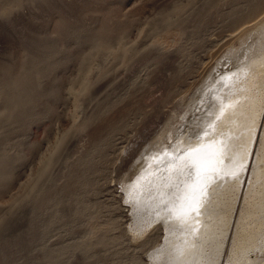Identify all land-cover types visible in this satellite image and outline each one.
Here are the masks:
<instances>
[{
	"label": "rangeland",
	"instance_id": "1",
	"mask_svg": "<svg viewBox=\"0 0 264 264\" xmlns=\"http://www.w3.org/2000/svg\"><path fill=\"white\" fill-rule=\"evenodd\" d=\"M263 21L264 0H0V264H156L174 238L177 264L190 253L184 264H264V208L254 205L259 215L249 220L259 226L248 230L255 233L241 231L257 169L249 168L240 194L228 190L231 181L224 185L244 162L236 149L235 168L223 183L215 180L228 202L212 215L233 219L224 239L200 227L226 229L209 219L218 200L205 208L213 186L201 207L183 210L193 203L189 157L186 166L176 161L167 184H143L144 171L162 167L161 154L175 146L197 89L220 64L247 58L234 86L228 78L220 83L230 86L225 103L236 110L244 81L256 72L253 60L264 55ZM224 111L214 119H232ZM148 155L149 165L140 163L144 169L131 180L135 163ZM240 242L250 246L234 259ZM200 245L209 249L208 261L195 260Z\"/></svg>",
	"mask_w": 264,
	"mask_h": 264
},
{
	"label": "bare ground",
	"instance_id": "2",
	"mask_svg": "<svg viewBox=\"0 0 264 264\" xmlns=\"http://www.w3.org/2000/svg\"><path fill=\"white\" fill-rule=\"evenodd\" d=\"M263 23H264V21H263ZM263 23H262V26H263ZM255 28H258V26L255 27ZM259 30H261V29H259ZM262 31H264V30H262ZM249 60L247 58H242L241 59V63H238V64H237V62H236V64H229L227 62H224V63L220 64L216 68V71L207 80V82L204 83L200 88H198L197 91H196V93L194 94V96L192 98V101H194V105L195 106L193 105L194 107L191 110L189 108V110L187 112L188 113L187 116H185L184 119H183V122L180 123L181 125L177 129V131H176V134L179 137L177 136L178 137L177 140L174 141L175 142V146L172 148V150L168 154H165V155H167V158H164V161H165V162H163L164 165L162 167H159V169L157 171H155L154 169H151L150 170V169L147 168L148 170L147 171H144L146 173L143 174V176L148 175V177H146V176L143 177V180H145V183H143L145 187H147V185L150 182L152 183V186H154L155 184H157L158 186L165 185V183L167 184V182H170L171 179L172 180L174 179V178H171L174 173H172L170 169L176 167V165H175L176 164V161L184 164V160H187V159H184V158L189 157L190 159H188V161L191 160V161H193V164H195V165H193V167L190 166V167H187V169H186V172H187L186 175H188L189 183H190L191 186L194 185L193 187H191V190L188 191L189 192L188 198L191 197L192 200H193V203H192V207H190V205H189V208H188V202H187L186 208L184 207L185 209H183V210L190 212L195 207H199V206L201 207L203 205L202 202H206V198H207V195H208L207 191L209 190V188L211 186H213V189H212L213 190V194H211V196H210L211 199H212V203H211V205H208V206H206V203H205V208L206 209L210 208L211 206L214 205V202L216 200H218L217 201V205H216V209L217 210H213L212 208H211L212 210L209 209L210 210V213H209V217L210 218L209 219L212 218L215 221L217 220L218 222H221L223 224L222 227H225L226 229L224 230L223 228H220V229L217 230V227H216L217 224H216V222H214L216 224V225L214 224L215 225L214 228L212 226L213 229L212 228L210 229L209 227L207 228V226H202V225L200 226L201 222L199 223L198 226L201 227V229L203 231L202 233L203 234H207V236H209V237L212 236V238H213V236L215 234H217L216 235V239H219V238H223L224 239V236L226 235V231H227V226L230 224V221L232 219L231 218L232 216H230V215L228 216L227 215V217H226V215L224 216V213H221L222 211L221 212L219 211L218 212L219 213L218 215H217V212H216V214H215L216 216L215 215H212L214 211H218L219 210V207H223L224 205H227V202H228V199H226L227 197H225L226 195L224 193L219 192L220 190H223V189H221V187L220 188L219 187L216 188L217 186L215 187V185H216L215 184V180L216 181H219L218 182L219 184L223 183L224 181L222 179L225 177V175L226 174L228 175L229 174L228 172H230V170L232 171V169L235 168V166H236L235 165L236 164V160H234L231 157V155L233 156L235 154V150L234 149H236V151H237L236 152V155L238 157L241 156L242 157L241 158L242 159V162L243 161L244 162H243L242 166L240 167L241 169L238 172V174H235V177H231V176H233V175H231V176H227V177H230V179H228L227 177H226L227 179L226 178L224 179L225 180L224 185H225V183H227L229 181H231V183H232V186L230 188H228L229 191H230V189H233L232 190L233 192L236 190V192H238V194H240V190H238L239 189V186L238 185H239V183L241 184L243 182V180H245L247 178V176H248V170H249V168H251L252 165H254L255 169H257V171L259 173L258 176H254V179L255 180L253 179V182H251L252 183L251 184V188L254 185H256L257 183L258 184L252 188L251 193H250L251 196L249 197V200H247V203H246L247 204V207H246L247 208V211H246V216H245L246 219H244L246 222L243 223L244 225L241 226V228H242V230H241L242 231V235H243V233H247L248 231H250L251 229H253V228H251L250 230H248V228L251 227V225L256 224L254 222L258 221V220H256V221L253 220L252 221L253 223L251 224V220H249L253 216H255L256 214H258L257 212H256V214L253 213L254 210H255L254 209V205L255 204L257 206L260 205L259 206L260 208H264V198H263V201H260V199L262 198L263 195L260 196L261 194H259V196H258V194H257V192H258V186H260L259 184L262 183L263 186H264V183H263L264 182V165L262 164V162H264V160L261 157L263 161L260 162L258 160V158H257V150H259V147H261L262 145H264V55L261 58H258V59H255V60L252 59L253 60V64L256 65V67H255V71L256 72H255V74H252L251 80L249 79L248 81L247 80L244 81L245 84L242 85V89L243 90L242 89L240 90L241 91L240 95H237L238 99H236L235 100L236 102L234 101V103H233L234 107H235V105L237 106L236 110L233 109L234 110L233 111L231 109V105H230L231 102L227 106H226V103H225V102H227V101H225V99H227L228 91H230L229 90V87H230L229 85H232L233 84V86H234V84L238 80L237 79L238 78V74L241 73L245 69L246 63ZM248 64H247V66H248ZM253 64L250 66V69L254 68ZM245 72H246V70H245ZM226 78L230 79V83L228 85L229 86L228 87V91H226L227 90V87H224V84H220ZM188 107H190V106H188ZM221 109H224L225 110L224 112H222V114H228V117L229 116L231 117V115H232L234 117V119H235L234 122H237L238 121L237 124L235 123L237 125L236 127H233V126H230L232 128L229 127V124L233 125L232 122L230 121V120L233 119V117H232V119L231 118H227L226 119L225 117H223V121L222 122L219 121L222 117L219 118L218 120H215L214 119L216 113L218 114L219 110H221ZM216 117H217V115H216ZM194 119H196V122L195 123H194ZM228 121H230L231 123H228ZM207 124H209V128L208 129H205V126ZM225 124H227L228 127H226V130H222V128H223V126ZM243 129H245L244 133L241 132V135L238 134V132L242 131ZM232 132H234V133L237 132V135H234V133H232ZM238 135H240V136H238ZM197 136L199 138H196ZM190 138H191V142H189ZM174 139H176V135H175V138ZM172 142H173V139H172ZM187 148H189V149H192L193 148V150H192L193 152L192 153H187V156H184V153H185V151H186ZM261 148H263V146ZM222 150H224L223 154L225 153V154H227V156L225 155L226 156L225 159H223L221 161L220 158L223 155V154L221 155V151ZM259 151H261V150H259ZM148 156H142L135 163L133 169L136 166H138V165H139V167L138 168L137 167L135 168L136 170H135V172H133L134 174L133 173L132 174H129L131 180L133 178L137 179L136 178L138 176L137 174L144 169L145 166H142V165L140 166V163L142 164V162H144L145 165H146V163H147V165H149V163H150L149 161H150V156L151 155H148ZM228 156L231 157L230 160H228L229 159ZM177 157H179V158L177 159ZM172 161H174V162H172ZM159 163H160V161H159ZM169 163H171V165L170 166H167V164H169ZM252 163H254V164H252ZM237 167H238V165H237ZM160 168H162V169H160ZM183 169H184V166H183ZM236 170H234V172ZM252 175H253V173H252ZM183 178H185V179L181 183V186H184L185 185V182H186V177H183ZM138 180H142V179H138ZM254 183H256V184H254ZM135 185H136V183H135ZM141 186H143V185H141ZM149 187H148V189H149ZM131 188H133V187H131ZM261 189L262 188H260L259 190H261ZM142 190L143 189H141L140 191L142 192ZM146 190H147V188H146ZM155 190H157V188ZM162 190H163V188H162ZM140 191H138V193H140ZM262 191H263V189H262ZM206 193H207V195H206ZM234 195L236 197V194H234ZM167 204H168V202H167ZM140 206H141L140 204H137V207L138 208ZM224 209L228 210L225 207H224ZM178 210H180V209H178ZM234 210H232V211H234ZM185 211H183V212H185ZM167 213H168V211H167ZM263 213H261V215ZM174 216H175V214H174ZM219 216L220 217L222 216V217L219 218ZM178 217H179V215H178ZM256 218L258 219V217H256ZM165 221H166V219H165ZM207 221H209L208 218H207ZM173 225H170L168 227L172 228V230H173V229H175V227H173ZM256 225H258V224H256ZM263 226H264V224H263ZM194 227L195 226L192 225L191 228L193 229ZM253 227H254V225H253ZM228 228H229V226H228ZM254 228H256V227H254ZM235 229H237V228H235ZM194 230H196V229H194ZM215 230H217L218 232L215 233ZM199 231L201 232L200 229H199ZM173 232H174V230H173ZM191 232H192V230H191ZM191 232L189 231L188 233H191ZM186 233H184V234H186ZM227 233H229V232H227ZM254 233H255V230H254ZM261 233L264 234V231H262ZM259 234H260V232H259ZM262 234H260V236H262ZM248 235H249V233H248ZM198 236H200V235H198ZM204 236L202 235V237H204ZM252 236L253 235H251L250 237H252ZM191 237L192 236H190V238ZM174 239L168 240V243L164 246V249L160 251L161 253H159L161 255H157V256H155L156 254L154 255L155 256V263L156 264H177L176 260L173 258L174 257L173 253H174V251L177 248V247L174 246L176 244V241ZM191 239H193V238H191ZM204 239H205V237H204ZM204 239L202 241H205ZM223 239H221L222 241H221L220 247L218 246L219 247L218 248L219 252L220 251L222 252V250H223V246H224V242H225V241H223ZM263 239H264V237H263ZM187 240H189V239H187ZM196 240H198V239L196 238ZM241 240L244 241V237L241 236ZM245 241H246V239H245ZM247 241H248V239H247ZM193 242H195V241H193ZM218 242H219V240H218ZM237 242H239V241H237ZM257 242L259 244V241L258 240H257ZM257 242H255V245H256ZM212 243H215V242H212ZM244 243L243 242H240L239 245L237 244V246H235L236 249H234V250H235V252L236 251H238V252L234 253L235 254V256L233 255L234 257L238 256L239 252L241 253V252L246 251L245 247L250 246L249 244H248V246H246V244H244ZM202 244H204V243H202ZM250 244H251V240H250ZM253 245H252V248H253ZM177 246H178V244H177ZM193 246H194V243H193ZM196 247H198V246H196ZM196 247L193 250L194 253L195 252H198V254H195L196 255V258L194 257L195 260L197 259V260H200V261H204V260H207L208 261L209 260V256L205 255L204 252L205 251H208L209 249L208 248H201V245H200V248L199 247L196 248ZM258 247H260V246L258 245L257 248ZM178 249H180V248H178ZM250 250H249V252H250ZM199 252H203L205 256L204 255L201 256ZM246 253H243V255H245ZM176 254H177V252H176ZM190 254H189V256L185 257L186 259L183 258L184 261L181 259V261H183V264H184V262L188 261L189 259L192 260L193 256L190 255ZM200 256H201V258H200ZM247 256H249V253H248ZM243 258H245V257H243ZM234 259H237V257L234 258ZM239 259H240V257H239ZM246 261H247V259H246ZM248 261H251V260H248ZM188 262H190V261H188ZM191 262H194V261H191ZM189 264H192V263H189ZM213 264H217V259H216V261L213 262ZM233 264H236V260H235V263H233ZM253 264H258V262L256 261Z\"/></svg>",
	"mask_w": 264,
	"mask_h": 264
},
{
	"label": "snow or ice",
	"instance_id": "3",
	"mask_svg": "<svg viewBox=\"0 0 264 264\" xmlns=\"http://www.w3.org/2000/svg\"><path fill=\"white\" fill-rule=\"evenodd\" d=\"M196 138H199V137L197 136ZM189 142H191V138H190ZM164 155H165L164 153L161 154L162 157H163ZM178 158H179V157H177V159H178ZM160 162H165V161L161 160ZM172 162H174V161H172Z\"/></svg>",
	"mask_w": 264,
	"mask_h": 264
}]
</instances>
